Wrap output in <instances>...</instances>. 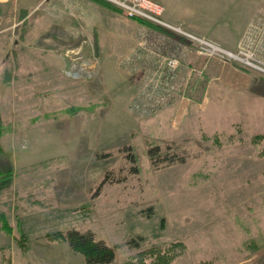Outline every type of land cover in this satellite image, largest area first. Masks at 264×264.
<instances>
[{
  "label": "rangeland",
  "instance_id": "1",
  "mask_svg": "<svg viewBox=\"0 0 264 264\" xmlns=\"http://www.w3.org/2000/svg\"><path fill=\"white\" fill-rule=\"evenodd\" d=\"M155 1L190 48L101 0H0V264H86L47 236L70 228L109 264H264V6L231 48ZM153 145L186 161L156 167Z\"/></svg>",
  "mask_w": 264,
  "mask_h": 264
},
{
  "label": "crops",
  "instance_id": "2",
  "mask_svg": "<svg viewBox=\"0 0 264 264\" xmlns=\"http://www.w3.org/2000/svg\"><path fill=\"white\" fill-rule=\"evenodd\" d=\"M157 1L164 7L163 17L166 20L175 25L181 24L188 31L200 35H210L221 44L231 48H235L238 38L244 30L251 23L260 19L259 14L264 6V2H262L264 0H239L238 7L235 6L237 0ZM246 10L250 12L247 14ZM132 24L133 26H143L137 20H134ZM158 30H161L160 27L148 31L155 38L154 42L157 40L162 42L161 46H156L153 42L154 48H190L188 43H191L184 35L168 28L162 30L164 33ZM225 34L228 37H225Z\"/></svg>",
  "mask_w": 264,
  "mask_h": 264
},
{
  "label": "trees",
  "instance_id": "3",
  "mask_svg": "<svg viewBox=\"0 0 264 264\" xmlns=\"http://www.w3.org/2000/svg\"><path fill=\"white\" fill-rule=\"evenodd\" d=\"M101 3L114 8L116 11H122L119 7H115L108 2H104L101 0ZM148 24L146 21H143ZM150 25V23H149ZM262 136H256L255 139H258ZM149 157L154 166L159 167L163 163L164 165L173 164L175 162H185V157H175L168 153L162 151L160 145H153L148 149ZM133 160L136 162L137 157L133 154H130ZM134 171H139L138 166L134 167ZM14 176L12 170L2 171L0 170V192L13 184ZM100 189V188H99ZM3 217V227L5 230L11 232L12 226L8 223V220L5 219L4 214ZM25 236V234H24ZM49 238L64 240L69 243L71 248L79 253H81L86 261V264H109L112 263L116 259V248L115 246L107 243L106 240L98 238L95 231L92 229L80 230L77 228H70L67 231H56L50 232L47 234ZM135 242V240H132ZM177 243V242H176ZM25 244V242L23 243ZM135 243L134 245H136ZM26 245V244H25ZM181 245V244H179ZM149 252V251H148ZM152 252L151 256L152 260L148 263L145 257V254H141V256L134 260L130 259L125 262V264H174L175 253L170 249L159 250L157 248L150 250ZM199 264H210V261H204Z\"/></svg>",
  "mask_w": 264,
  "mask_h": 264
},
{
  "label": "built area",
  "instance_id": "4",
  "mask_svg": "<svg viewBox=\"0 0 264 264\" xmlns=\"http://www.w3.org/2000/svg\"><path fill=\"white\" fill-rule=\"evenodd\" d=\"M108 1L114 4L115 6L119 7L120 9H122V11H124L129 17L143 19L168 29H171L173 27V25H171L169 22H165V20L159 17L162 6H160V4L155 0H108ZM198 39L204 46V49L207 48V50L214 51V48H217L214 45L213 46L209 45L208 42H206L201 38Z\"/></svg>",
  "mask_w": 264,
  "mask_h": 264
}]
</instances>
